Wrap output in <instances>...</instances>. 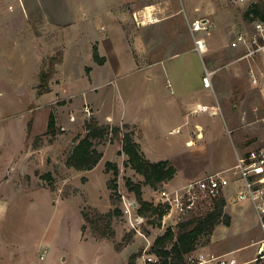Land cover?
<instances>
[{"label":"rangeland","instance_id":"374dc122","mask_svg":"<svg viewBox=\"0 0 264 264\" xmlns=\"http://www.w3.org/2000/svg\"><path fill=\"white\" fill-rule=\"evenodd\" d=\"M128 1L0 0V264H129L133 253L135 264H143L155 237L176 226L170 217L159 226L155 217L139 215L126 179L140 182L155 204L164 202L163 190L174 196L180 187L146 184L126 165L120 140L111 133L96 139L103 157L95 169L67 165L92 118L103 125L137 120L147 148L176 155L182 179L208 164L226 163L234 152L225 147L233 146L231 136L245 134L243 153L264 136V96L249 78L250 68L264 62L240 59L242 49L232 45L239 31L252 29L247 8L264 7V0H131L135 11ZM149 3L166 8L152 12L159 22L140 25L135 16ZM197 19L205 20V28L193 32L190 23ZM104 34L109 38L99 40ZM199 37L208 46L203 55L196 49ZM95 45L106 56L104 64L93 57ZM206 68L217 69L212 79ZM45 73H51L50 90L42 92ZM194 100L208 107L182 116L188 107L180 102ZM51 113L55 125L46 133ZM127 123L135 139L142 135ZM199 130L205 134L199 137ZM190 135L199 148L188 142ZM108 160L120 168L115 205ZM234 194L226 195L227 204ZM227 204L231 224H218L197 249L264 264L252 259L264 237L254 208L239 207L248 216L242 222ZM116 206L115 236H97L83 211L92 216L95 208Z\"/></svg>","mask_w":264,"mask_h":264},{"label":"trees","instance_id":"16d2710c","mask_svg":"<svg viewBox=\"0 0 264 264\" xmlns=\"http://www.w3.org/2000/svg\"><path fill=\"white\" fill-rule=\"evenodd\" d=\"M245 17L251 20L259 18L264 20V7L258 3L251 4L245 11ZM94 59L99 64H104L106 56L101 55L97 45L94 46ZM51 73L44 74L45 87L41 86L42 92L50 90L48 85ZM41 92V93H42ZM55 125L53 113L50 114L48 133ZM129 123L122 125L100 124L96 118H92L88 125V132L73 147L66 163L68 166L77 170L93 169L103 157V152L96 147V139H103L109 133L112 137L120 140L121 148L118 153H125L127 158L126 165L133 168L136 172L144 176V182L154 189H158L165 182L173 179L177 173V168L169 159H161L152 161L145 156L141 145L136 141L133 130H128ZM106 168L113 170L114 177L109 179L108 186L112 189L110 195L112 203L117 202V177L120 172L119 166L113 161H106ZM126 186L135 196L136 211L141 216L155 217L157 225L161 226L162 219L169 209L167 202L154 203L147 200L143 195L142 184L135 182L131 178L126 179ZM115 191V192H114ZM227 199L224 195L215 197L210 204L193 211L185 220L176 224L169 225L164 232L157 235L150 247V252L159 257L158 264H187L186 256L193 250L197 249L199 239L204 235L214 233L216 227L220 223L231 224V215L225 211ZM120 210L116 206L107 212H101L97 208L91 216L88 211H83V217L88 221L97 236L114 237L115 230L112 226V220L116 213ZM155 222V220H154ZM138 254L131 255L129 264H135Z\"/></svg>","mask_w":264,"mask_h":264},{"label":"built area","instance_id":"2783aa9c","mask_svg":"<svg viewBox=\"0 0 264 264\" xmlns=\"http://www.w3.org/2000/svg\"><path fill=\"white\" fill-rule=\"evenodd\" d=\"M241 1V0H240ZM164 8V7H162ZM161 10L148 8L140 17L136 14L137 23L140 25L156 23L161 20L153 11ZM205 20L197 19L190 23L193 32L205 28ZM196 49L203 55L208 49L204 38H196ZM232 45L240 47L242 53L240 59L255 61L261 58L264 62V20L255 18L252 21V29L241 30L236 34ZM217 69L206 68L207 75L212 79ZM250 81L258 86L264 96V67H251L249 70ZM86 112L90 113L87 107ZM230 174L217 172L197 178L190 183L176 188L175 194L166 190L162 191L163 201L169 204L165 218H172L175 224L185 220L193 211L210 204L220 195L226 197L231 191L234 201L238 203H249L256 212L262 227L264 228V136L255 146L248 148L244 153L237 155L235 165L229 169ZM135 204V201H134ZM44 257V254L41 256ZM255 260L264 259V237L259 241L257 256ZM187 264H242L237 258L229 253H211L204 250H193L186 256ZM159 257L148 252L143 264H158Z\"/></svg>","mask_w":264,"mask_h":264},{"label":"crops","instance_id":"0c3cea01","mask_svg":"<svg viewBox=\"0 0 264 264\" xmlns=\"http://www.w3.org/2000/svg\"><path fill=\"white\" fill-rule=\"evenodd\" d=\"M121 1H123V0H121ZM126 3H130V6L132 7V8H134V11L135 10H137L136 9V7H135V2H133V1H131V0H129L128 2H126ZM81 4V3H80ZM80 7V6H79ZM158 8V7H164V8H166L165 6H163V5H157V4H152V3H149V4H146V5H144L143 7H140L139 9H141V10H147L148 8ZM79 9H81V7L79 8ZM117 11L118 12H120V9H117ZM99 37H101V38H99V40L101 39V41H105L106 39H108L109 38V35H105L104 34V36H99ZM101 49V48H100ZM102 55V54H101ZM105 56V55H104ZM108 59V58H107ZM107 62H108V60H107ZM184 103H186V105H185V107H188V110H184V108L183 109H181V112H183V114H182V116L184 115V114H187V113H189V112H192V113H197V112H201V106L203 105H206L207 107H208V104H206V102H201L200 100H194V101H187V102H180V104L181 105H183ZM212 104V103H211ZM178 105H179V102H177V103H174V107L175 108H177L178 107ZM213 105V104H212ZM214 106V105H213ZM215 107V106H214ZM127 122H131V123H133V124H136L137 125V127L139 128V129H141V132H142V135H140V136H138L137 135V133H136V141L137 142H139L140 143V145H141V148H142V150H143V152L145 153V156L147 157V158H149L150 160H152V161H158V160H161V159H169L174 165H175V167L177 168V173H176V175H175V177L173 178V179H171L170 181H168V182H165L164 184H166V185H170V186H172V187H181V186H184V185H186V184H188L189 182H191L192 180H195V179H197V178H200V177H203V175H205V174H212V173H217V172H225V173H229L230 171H229V169L230 168H232L234 165H235V163H236V160H237V155L238 154H242L243 152V149L245 148L244 147V138H245V134L243 133V134H236L235 136H231V141H232V143H233V146H231V144L229 143V142H227V144H226V151H230L231 150V147H232V149H234V152L232 153V154H230V156H229V158L227 159V161H226V163H223L222 165L220 164H217L216 163V166H209V164L208 165H206L205 167H200V171L199 170H196V172H194L193 174H191L190 175V179H182V176L180 175V167H179V165H178V160L176 159V155L175 154H172V155H161V154H159V153H157V152H155L152 148H147L146 147V143H145V141H146V139H145V131H144V129L142 128V126L140 125V123H138V121L137 120H129V121H127ZM174 129L175 128H173V129H171L170 130V132H173L174 131ZM204 131H205V129H204ZM204 131H202V130H199L198 131V136L200 137V136H202V135H204L205 133H204ZM191 132H193V134L195 133V130H192ZM234 135V134H233ZM205 136H203V138H204ZM188 142L189 143H192V142H195V143H197V147L199 148V146H200V142H198V141H195V140H193L192 139V137H191V135L189 136V139H188ZM126 158H127V156H126ZM126 160V159H125ZM102 163V159L99 161V163L98 164H101ZM98 164L96 165V166H98ZM96 168V167H95ZM95 168H93V169H95ZM92 170V169H91ZM90 171V170H89ZM230 174V173H229ZM4 183L2 182L1 183V185H3ZM3 186H5L6 188H7V186H8V184H4ZM160 192V191H159ZM4 196L3 195H1L0 196V203H2L3 201H4ZM240 206H246V207H252V205L251 204H249V203H238V202H235L234 201V197L232 198V201H231V203L230 204H227V207L230 209V213L232 214V215H234L236 218H240V219H242V222H246V220H247V218H248V216L247 215H244L245 213L242 211V210H239V207ZM253 208V207H252ZM5 209V208H4ZM2 210V208L0 209V211ZM3 212V211H2ZM255 214H256V212H255ZM252 219H254L253 218V216L251 217ZM233 224H234V222H233ZM244 228H248V226H244L243 227V229ZM46 251H47V249L45 248V250L41 253V255H40V258L42 259V255L44 254V257L46 256ZM43 257V258H44ZM256 257V256H255ZM254 257V258H255ZM254 258H252V259H254ZM247 262V261H246Z\"/></svg>","mask_w":264,"mask_h":264},{"label":"water","instance_id":"95a60500","mask_svg":"<svg viewBox=\"0 0 264 264\" xmlns=\"http://www.w3.org/2000/svg\"><path fill=\"white\" fill-rule=\"evenodd\" d=\"M135 204H136V202H135Z\"/></svg>","mask_w":264,"mask_h":264}]
</instances>
